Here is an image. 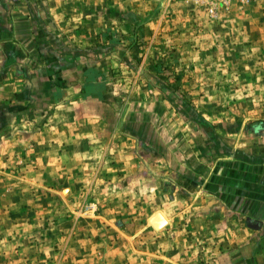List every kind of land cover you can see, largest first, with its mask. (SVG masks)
Listing matches in <instances>:
<instances>
[{"label": "rangeland", "instance_id": "1", "mask_svg": "<svg viewBox=\"0 0 264 264\" xmlns=\"http://www.w3.org/2000/svg\"><path fill=\"white\" fill-rule=\"evenodd\" d=\"M48 1L23 0L42 16ZM59 2L85 14L101 11L107 19L162 22L152 62L158 83L173 101L172 111L166 121L151 119L137 129L146 163L130 178L105 179L94 169L77 172L81 182L57 177L58 182L37 186L19 154L9 149L11 138L3 137L13 108L1 104L0 264H179L182 248L185 264H226L221 248H207L216 238L209 232L192 247L193 227L218 228L226 221L218 216L224 205L208 197L202 179L183 175L186 180L179 184V132H188L179 117L187 113L206 136L221 143V150H238L236 140L255 144L263 139L264 0ZM22 62L13 67L24 70ZM198 191L196 209L213 216L192 222L188 209L180 219L186 202L179 206V194L189 204ZM156 213L165 217L157 229L150 221Z\"/></svg>", "mask_w": 264, "mask_h": 264}, {"label": "crops", "instance_id": "2", "mask_svg": "<svg viewBox=\"0 0 264 264\" xmlns=\"http://www.w3.org/2000/svg\"><path fill=\"white\" fill-rule=\"evenodd\" d=\"M24 3L0 0V105L13 108L6 121L12 125L1 131L11 138L9 149L37 186L57 177L84 181L76 173L94 169L105 179L130 178L146 163L137 129L151 119L167 120L172 111L152 62L162 22L107 19L59 0H49L42 16ZM21 62L24 70L13 67ZM183 116L179 124L188 132H179V184L183 175L202 179L208 197L224 205L218 216L226 221L218 228L193 227L192 247L209 232L216 238L207 248H221L226 264H264V135L260 143L236 140L238 150H221L218 140ZM199 194L191 196V208L179 194V206L186 202L180 219L189 212L192 222L213 216L196 209ZM180 251L179 264H185L187 250Z\"/></svg>", "mask_w": 264, "mask_h": 264}, {"label": "water", "instance_id": "3", "mask_svg": "<svg viewBox=\"0 0 264 264\" xmlns=\"http://www.w3.org/2000/svg\"><path fill=\"white\" fill-rule=\"evenodd\" d=\"M159 216V218L161 219V221H158L156 218V222H154V217ZM151 223L153 224V226L155 228H158L159 226H161L162 224L165 223V219L162 217V215L160 213H156L151 219H150Z\"/></svg>", "mask_w": 264, "mask_h": 264}, {"label": "bare ground", "instance_id": "4", "mask_svg": "<svg viewBox=\"0 0 264 264\" xmlns=\"http://www.w3.org/2000/svg\"><path fill=\"white\" fill-rule=\"evenodd\" d=\"M161 214V213H160ZM162 215V217L165 219V217H164V215L163 214H161ZM155 219H154V222H156V218H157V220L158 221H161V219L159 218V216H156V217H154ZM157 229V228H156Z\"/></svg>", "mask_w": 264, "mask_h": 264}, {"label": "trees", "instance_id": "5", "mask_svg": "<svg viewBox=\"0 0 264 264\" xmlns=\"http://www.w3.org/2000/svg\"><path fill=\"white\" fill-rule=\"evenodd\" d=\"M196 117H198V116H196ZM202 120V119H201ZM205 123H207V122H205Z\"/></svg>", "mask_w": 264, "mask_h": 264}]
</instances>
